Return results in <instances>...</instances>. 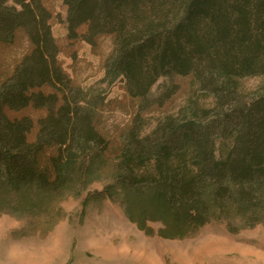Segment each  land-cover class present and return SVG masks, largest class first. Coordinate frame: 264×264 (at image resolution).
<instances>
[{"label":"trees","instance_id":"16d2710c","mask_svg":"<svg viewBox=\"0 0 264 264\" xmlns=\"http://www.w3.org/2000/svg\"><path fill=\"white\" fill-rule=\"evenodd\" d=\"M12 1L0 0V42L21 32L28 48L0 82L1 190L59 192L109 165L115 181L106 191H131L125 213L171 222L174 234L264 211V0H62L70 41L96 53L100 38H111L102 68L123 78L129 97L146 96L170 67L214 97L211 108L189 103L147 133L135 119L118 138L98 127L107 102L80 103L42 0ZM249 76L261 82L243 99L237 82ZM28 108L45 111L33 137L34 119L16 115ZM217 139L227 143L218 151Z\"/></svg>","mask_w":264,"mask_h":264},{"label":"rangeland","instance_id":"374dc122","mask_svg":"<svg viewBox=\"0 0 264 264\" xmlns=\"http://www.w3.org/2000/svg\"><path fill=\"white\" fill-rule=\"evenodd\" d=\"M42 2L51 13L62 67L81 86L80 103L85 105L95 96L107 102L98 109V127L104 134L118 138L135 119L147 133L159 119L180 116L189 103L203 108L214 105V97L201 93L191 75L172 67L146 96L140 100L129 97L123 78L111 79L102 68L111 38L101 37L96 53L86 43L70 41L62 0ZM27 48L21 32L12 42H0V82L11 74ZM260 82L259 76L238 80L239 97H250ZM44 114L33 108L16 112L34 119L30 137L35 134L37 118ZM223 143L227 144L216 140L217 151ZM114 181L111 167L105 165L59 192L33 187L22 192L0 189V264H264V211H233L195 230L174 234L171 222L140 220L134 208L132 218L128 216L124 199L131 191L122 194L116 189L109 194L106 186ZM163 230L171 235L165 236Z\"/></svg>","mask_w":264,"mask_h":264}]
</instances>
